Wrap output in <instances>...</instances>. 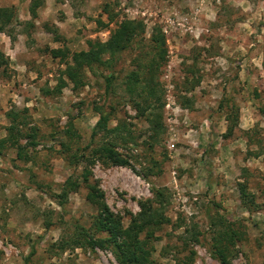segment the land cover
<instances>
[{
    "label": "rangeland",
    "instance_id": "obj_1",
    "mask_svg": "<svg viewBox=\"0 0 264 264\" xmlns=\"http://www.w3.org/2000/svg\"><path fill=\"white\" fill-rule=\"evenodd\" d=\"M30 1L0 0L11 13L0 20V264H120L94 242L104 234L93 232L84 166L124 227L151 186L162 190L168 222L149 239L150 264H219L208 250L210 217L237 234L229 264H264V0H34V17ZM129 24L142 30L84 69L82 84L64 75L69 56L50 54L86 50ZM156 28L166 52L155 95L144 73L127 91ZM100 74L114 77L107 94ZM101 110L116 131H98L84 149ZM103 142L128 165L85 164ZM192 224L198 242L183 249Z\"/></svg>",
    "mask_w": 264,
    "mask_h": 264
},
{
    "label": "trees",
    "instance_id": "obj_2",
    "mask_svg": "<svg viewBox=\"0 0 264 264\" xmlns=\"http://www.w3.org/2000/svg\"><path fill=\"white\" fill-rule=\"evenodd\" d=\"M37 3L34 0L30 1L28 6V11L32 17L35 16V9ZM10 12L0 11V20L7 22L10 19ZM100 23V21H98ZM102 24V23H101ZM32 26V25H29ZM135 24H129L125 27H120L114 29L109 37L105 41L99 40H87L86 44L88 48L86 50H79L68 52L67 49L63 51H58L57 49H51L50 54L53 56H60L61 58L69 56L70 63L66 62V67L64 69V75L66 78L75 84H82V71L84 69H94L98 65L103 64L102 55L108 53L112 55L119 52L127 47L128 39L132 33L138 32L137 30H142L141 24L135 27ZM0 30H2V25L0 24ZM150 39L152 42L151 48L152 53L149 55L146 63L139 62L138 68L141 71L138 73H132L128 75V80L126 81V90L131 91V86L139 82V75L144 73L143 76L145 86L151 87L148 93L152 96L155 95L157 83L153 80L156 75L155 72L159 66L164 61V55L166 52L165 37L159 28H156L150 34ZM2 53L0 52V64H4ZM140 73V74H139ZM103 79V93L107 94L113 81V75H102ZM65 83L62 80H58V84L55 87V91L58 92L61 86ZM158 100V97H155ZM137 111L142 112L141 106L134 103ZM259 111L264 114V106L259 109ZM106 113L101 110L99 111L98 119L95 124L91 127L89 143L83 148L86 149L90 147L93 142V138L98 131H116V128H106ZM234 119L237 118L236 111L234 113ZM149 120V119H148ZM159 120V116H157ZM155 119L154 124L156 127L160 128V123ZM150 122L151 119L149 120ZM154 126V127H155ZM13 126L10 124L5 129L11 133ZM232 126L226 127V132L223 136H227L232 131ZM69 131V130H68ZM66 131V133H68ZM156 133L158 131H155ZM68 137H70L68 135ZM91 158L84 159L85 164H90L94 161V158H100L102 162L111 163L113 165L127 166L128 161L124 159L117 151L114 150L112 145L108 142H103L98 144L94 149H91ZM91 173L87 167H83L80 172L81 182L84 184L86 189L85 198L90 203L97 207V212L93 217V232H101L104 235L102 238H97L94 242H98L101 246L110 245L115 253V256L120 264H150L149 261V248L148 242L153 234L160 228L163 222H168V219L164 217L163 209L164 205L167 203L164 193L160 188L150 187L152 192V197L147 198L143 201H138L139 210L135 215H130L127 225L124 227L121 222V217L117 213L110 211L109 207L104 201V196L95 181H89ZM68 184V181H66ZM72 186H78V184L72 182ZM65 189L58 197L59 204L65 202ZM239 191L242 197L245 195V190L242 185H239ZM250 204H253V199L250 197L248 199ZM245 204V203H244ZM212 218H209V232L211 233V239L208 243V250L210 254L217 260L219 264H229V259L232 256V248L236 242V233L230 229L222 228L215 229L216 224L213 223ZM180 223L178 222L177 226ZM183 233L187 237L182 238V248H189L188 244L198 242V236L200 231H198L194 224L189 228L183 229ZM85 241V239H84ZM64 244V242L62 243ZM61 248V247H59ZM189 260L193 255L192 249L189 250Z\"/></svg>",
    "mask_w": 264,
    "mask_h": 264
}]
</instances>
